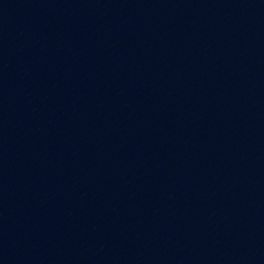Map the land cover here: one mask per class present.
<instances>
[{
    "label": "water",
    "instance_id": "95a60500",
    "mask_svg": "<svg viewBox=\"0 0 264 264\" xmlns=\"http://www.w3.org/2000/svg\"><path fill=\"white\" fill-rule=\"evenodd\" d=\"M264 172V0H0V149Z\"/></svg>",
    "mask_w": 264,
    "mask_h": 264
}]
</instances>
